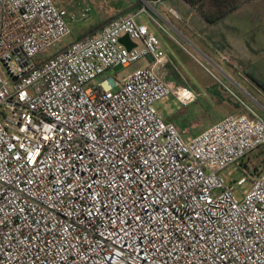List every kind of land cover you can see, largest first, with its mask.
<instances>
[{"label": "built area", "instance_id": "2783aa9c", "mask_svg": "<svg viewBox=\"0 0 264 264\" xmlns=\"http://www.w3.org/2000/svg\"><path fill=\"white\" fill-rule=\"evenodd\" d=\"M142 14L168 33L143 9L39 64L67 11L0 0V264H264V170L248 190L223 175L264 146V117L224 86L245 111L185 139L156 105L197 95L159 73Z\"/></svg>", "mask_w": 264, "mask_h": 264}, {"label": "rangeland", "instance_id": "374dc122", "mask_svg": "<svg viewBox=\"0 0 264 264\" xmlns=\"http://www.w3.org/2000/svg\"><path fill=\"white\" fill-rule=\"evenodd\" d=\"M54 3L61 9L67 11L68 16L66 18L70 29L71 35L60 42L56 47L48 49L42 53L39 57V61H43L58 54L65 46L72 44L79 36L93 29L99 22H102V17L112 16L118 9L120 3L119 0H53ZM166 5L172 7L175 13L182 15L187 18H199L196 11L190 6L186 5L180 0H166ZM161 3L160 6L152 8L148 7V11L154 15L158 20L162 21L158 12L161 14ZM262 4L260 6H245L241 9V12L249 17H234L230 18L231 23H235V27L240 30L239 34L229 33L228 39L231 38L240 39V45L236 47V43L233 49H228L224 53L223 58L221 57L220 65L224 70L227 69L228 64H232L239 67V70L243 74V80H239L231 74V78L235 80L242 89L238 87L242 95L245 97L250 106L254 109H258L264 113V19L256 18L253 20V16L263 12ZM90 11L85 13L86 9ZM84 14H86L84 16ZM252 14V15H251ZM172 15V14H170ZM177 15V14H173ZM166 16V15H165ZM138 22L145 23L148 28L155 32L156 36L161 40H164L167 45H171L169 39L159 31V29L152 22L148 21L146 14L141 15L137 18ZM163 22V21H162ZM177 34V33H176ZM178 35V34H177ZM179 36V35H178ZM237 36V37H236ZM181 38V36H179ZM188 47L187 51H182L176 47V51L182 52L180 57L178 56L181 69L185 72L184 76H189L191 80L201 89L202 91L206 88L211 87L214 84V80L211 75L221 76L222 74L218 68L222 69L221 66L216 63L212 64L199 50L194 47L193 40L188 39L190 42L181 38ZM231 39V41H232ZM244 44V46H243ZM196 45V44H195ZM173 48V47H172ZM175 49V48H173ZM178 51V52H179ZM218 61V60H217ZM143 61L131 64L128 67L118 66L111 71L107 72L103 77H112L121 81L124 77L135 71ZM229 67V66H228ZM223 70V71H224ZM222 71V72H223ZM212 73V74H211ZM210 91V89H209ZM224 92V91H223ZM226 94V93H224ZM205 99H209L208 94H205ZM206 103L204 100L200 102V106H204ZM157 108L160 110L161 115L166 118L175 112L182 110V106L174 97H167L166 99L157 103ZM194 133V134H193ZM198 132H192L185 139H189ZM264 148V147H263ZM259 150L253 152L247 158H245L240 164L232 165L223 171V175L228 183L235 184L241 178H246V183L241 187V190H248L251 186V181L257 178V176L264 170V154L260 155ZM247 165V168L244 167ZM257 167L258 171L254 173V168ZM249 171L251 172L250 175ZM238 197L241 196L240 192H236Z\"/></svg>", "mask_w": 264, "mask_h": 264}, {"label": "crops", "instance_id": "0c3cea01", "mask_svg": "<svg viewBox=\"0 0 264 264\" xmlns=\"http://www.w3.org/2000/svg\"><path fill=\"white\" fill-rule=\"evenodd\" d=\"M118 3L120 4L119 6H117L118 7L117 11L110 17H102L103 21L99 22L96 26H103V25L105 26L108 23H110L112 20L120 17L122 14H135L143 9H146L148 11V7L152 9H154L153 7H155V6H137V4L135 3V0H119ZM166 3L167 1L161 3L162 6L160 8H161L162 13L161 14L159 12L157 13L163 22L158 20L149 11L148 12L161 23L163 28L168 33L164 32L156 23H154L148 17V15H146L148 21L155 24V26L159 29V31L162 32L169 39L171 43V45L169 46L166 44V42H164V40H161L159 38L161 42V47L163 51L165 52L166 58L162 65L157 66V69L159 73L167 81L177 86L189 88L197 95V101L194 104L188 107H185V108L182 106V109H183L182 112L184 114L189 115V117L187 118L185 122L187 129L192 130V132H198V133H195V135H193V136H197L205 129L220 122L226 116L238 115L245 111L243 106L240 104V102L236 100L234 96L224 87L226 86L230 90L239 94L241 98H243L247 102V100L243 97L241 91L238 89V87L242 89L241 85H239L237 82H235L233 78H231V74H232L237 79L243 80L244 76L242 72L239 70V67H236L232 64H228L229 67L226 66L227 67L226 70H224L222 66L220 65V62H221L220 58L221 57L223 58L224 53H226L228 49L232 50L235 45V42H237L236 47L240 45V41H238L240 37L236 36L238 39H235V37L234 39L231 38L232 39L231 41V39L230 40L228 39L229 33L231 32L234 34H239L240 30L234 26L235 23L230 22L231 21L230 18H234V17H227L216 23H210L209 21L205 20L202 17H199V18L183 17L177 12L175 13V10L172 9V7H170L169 5H166ZM156 6H160V4ZM173 14H177V15H173ZM142 15H145V14H142ZM239 18H243V17H239ZM253 20H256V19H253ZM150 31L155 34L154 31L152 30ZM93 32L94 31H92V29L88 30L87 32L79 36L72 43L87 38ZM176 33L179 36H181V38L185 39L186 41H188V39L193 40L192 43H194V47L197 50H199L208 60L213 62L212 64L218 63L221 66L222 69L220 68L218 69L219 71L221 70L220 72L222 74L224 73L223 74L224 76L223 77L216 76L211 73L212 74L211 77L215 83L212 84L211 87L209 86L207 87L206 85H204L205 87H201L203 89L206 88V91L205 89L203 91L199 89V87L195 85V83L193 82V80L190 79L189 76H184L185 72L181 69L180 63L178 62L179 60L178 56L180 57L182 52H180L179 50L176 51V47L180 48L182 51H187L188 47L186 46V43ZM192 43L190 42V44ZM69 45L65 46L60 52L65 50ZM172 47L175 49H173ZM184 48H186L187 50ZM50 58H47V59H50ZM43 61H40V63ZM140 61H143V63L139 66V68H137L135 71H133L130 74H133L140 69L154 65V60L152 57H147ZM109 78H112V77H109ZM236 85L238 87H236ZM205 94H208L209 99H205ZM202 100H204L206 103L203 107L200 106V102ZM176 113L178 112H175L173 114H176ZM168 117L164 118L165 121Z\"/></svg>", "mask_w": 264, "mask_h": 264}, {"label": "trees", "instance_id": "16d2710c", "mask_svg": "<svg viewBox=\"0 0 264 264\" xmlns=\"http://www.w3.org/2000/svg\"><path fill=\"white\" fill-rule=\"evenodd\" d=\"M180 1L190 6L192 9L196 11L199 17L204 18L210 23H216L227 17H249V15L247 16L246 14L241 12V9L243 7L245 6H251V7L260 6L261 7L262 4L264 5V0H180ZM262 8H263V12L260 14H258L257 12L256 16H253L252 19H256V18L264 19V6ZM99 27L100 26L94 27L92 31H95ZM38 63L40 64L39 60H38ZM182 110L168 117L166 119V122L175 124L177 128L180 130V132L182 133V135L186 137L192 133V130L187 129L185 122L187 118L189 117V115L184 114ZM256 110L259 111V113H261L264 117V113L262 111L258 109ZM263 147L257 149L261 153L260 155L264 154ZM244 167L247 168V165H244ZM257 171H258V168L255 167L254 173H256ZM250 174L251 172L249 171L248 175Z\"/></svg>", "mask_w": 264, "mask_h": 264}, {"label": "water", "instance_id": "95a60500", "mask_svg": "<svg viewBox=\"0 0 264 264\" xmlns=\"http://www.w3.org/2000/svg\"><path fill=\"white\" fill-rule=\"evenodd\" d=\"M149 6H151V5L149 4ZM122 15H124V14H122ZM122 15H121V16H122ZM103 26H104V25H103ZM103 26H100V27H99L98 29H96L91 35L97 33L99 30H101V29L103 28ZM120 42H121L123 45H125L128 49H132V48L136 47V45H137L135 42H133V41L130 39V37H129L128 35L123 36V37L120 39Z\"/></svg>", "mask_w": 264, "mask_h": 264}, {"label": "flooded vegetation", "instance_id": "af4514ba", "mask_svg": "<svg viewBox=\"0 0 264 264\" xmlns=\"http://www.w3.org/2000/svg\"><path fill=\"white\" fill-rule=\"evenodd\" d=\"M152 0H135L137 6H149Z\"/></svg>", "mask_w": 264, "mask_h": 264}]
</instances>
